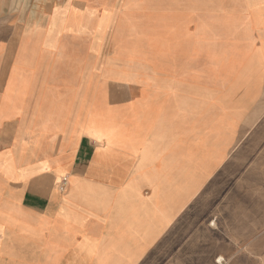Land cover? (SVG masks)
<instances>
[{
  "label": "crops",
  "instance_id": "1",
  "mask_svg": "<svg viewBox=\"0 0 264 264\" xmlns=\"http://www.w3.org/2000/svg\"><path fill=\"white\" fill-rule=\"evenodd\" d=\"M0 264H264V0H0Z\"/></svg>",
  "mask_w": 264,
  "mask_h": 264
},
{
  "label": "built area",
  "instance_id": "2",
  "mask_svg": "<svg viewBox=\"0 0 264 264\" xmlns=\"http://www.w3.org/2000/svg\"><path fill=\"white\" fill-rule=\"evenodd\" d=\"M218 261H222L221 259H218Z\"/></svg>",
  "mask_w": 264,
  "mask_h": 264
}]
</instances>
